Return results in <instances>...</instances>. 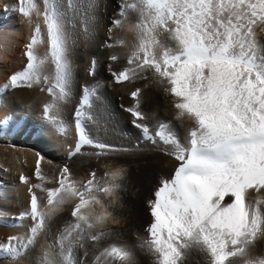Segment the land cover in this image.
I'll return each mask as SVG.
<instances>
[{
    "label": "snow or ice",
    "instance_id": "snow-or-ice-1",
    "mask_svg": "<svg viewBox=\"0 0 264 264\" xmlns=\"http://www.w3.org/2000/svg\"><path fill=\"white\" fill-rule=\"evenodd\" d=\"M18 2V11L30 22L33 13L40 14L34 0ZM121 7L139 13L140 21L133 27L140 43L128 59L129 67L112 73L113 78L117 83L130 82L151 72L154 82L174 98L178 118L191 122L183 143L165 123L153 132L140 109L141 89L131 92L135 106L128 111L134 126L177 162L174 172L159 180L148 201L151 221L139 249L153 264H188L194 253L203 257L204 264H264V258L252 254L254 243L264 237V50L255 38L257 29H264V0H126ZM43 21L46 35L37 24L25 46L27 66L11 75L4 88L40 83L36 46L42 44L55 66V85L47 90L55 94L53 88H58V99H64L70 68L62 21L47 4ZM114 23L121 26L119 19ZM161 34L172 43H162ZM88 102L85 90L75 113L76 151L83 145L100 153L110 151L109 145L90 138L81 123L82 107ZM51 107L46 105L44 114L55 123ZM122 174V169L114 171L111 182L102 184V178L92 172L90 179L79 182L65 166L59 187L44 189L45 207L35 193L31 195L29 210L22 214L34 221L31 234L10 236L0 248L18 256L45 227L46 217L74 197H79L72 211L75 223L61 235V248L66 244L83 247L86 237L100 240L108 215L101 194L113 196ZM250 190L261 195L252 199ZM89 205H99L104 211L94 213ZM101 257L102 264L116 260L137 264L133 249L117 245L105 247L97 259Z\"/></svg>",
    "mask_w": 264,
    "mask_h": 264
},
{
    "label": "bare ground",
    "instance_id": "bare-ground-1",
    "mask_svg": "<svg viewBox=\"0 0 264 264\" xmlns=\"http://www.w3.org/2000/svg\"><path fill=\"white\" fill-rule=\"evenodd\" d=\"M34 2L40 14L33 13L30 22L18 11V0H0V243H6L10 236L26 238L31 234L34 221L22 215L29 210L31 195L35 193L41 207H45L44 189L59 187L65 166L71 170L72 179L79 182L90 179L92 172L102 178V184L111 182L110 173L114 171L122 169L123 174L116 180L120 187L113 196L101 194L108 215L100 229L104 233L100 240L86 237L83 247L73 244L69 248L66 244L61 248V235L75 223L72 211L79 197H74L46 217L45 227L18 256L12 257L0 248V264H67L68 259L71 264H102L104 258H97L105 247L112 245L133 249L137 264H153L152 258L139 249L151 221L148 201L153 198L159 180L170 176L177 162L159 145L144 139L141 130L134 126L128 111L135 106L131 92L141 89L140 109L147 117L144 123L153 132L165 123L183 143L191 122L178 118L174 98L154 82L151 72L130 82L117 83L113 78L112 73L129 67L128 59L140 43L139 33L133 27L140 16L131 8L121 7L126 0ZM46 4L57 11L62 21L70 68L64 99H58V88H53L55 94L47 90L55 85V66L42 44L36 46L40 83L4 88L11 75L27 66L25 46L37 24L46 35ZM117 19L121 26L114 23ZM158 38L162 43H172L166 34ZM255 38L264 50V29L258 28ZM114 55L115 61L110 59ZM85 90L89 102L82 107L81 123L90 138L109 145L110 151L100 153L91 145L76 151L75 113L81 108ZM46 105L52 106L50 115L57 118L55 123L45 117ZM250 191L252 199L261 195ZM88 210L97 214L104 211L99 205H89ZM252 254L264 258V237L254 243ZM114 264L121 262L116 260ZM188 264H204L203 257L194 253Z\"/></svg>",
    "mask_w": 264,
    "mask_h": 264
}]
</instances>
